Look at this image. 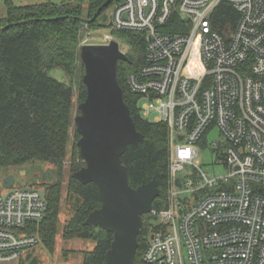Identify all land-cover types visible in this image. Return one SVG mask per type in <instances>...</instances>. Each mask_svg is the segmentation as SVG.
I'll return each instance as SVG.
<instances>
[{
	"label": "built area",
	"instance_id": "1",
	"mask_svg": "<svg viewBox=\"0 0 264 264\" xmlns=\"http://www.w3.org/2000/svg\"><path fill=\"white\" fill-rule=\"evenodd\" d=\"M223 1L239 13L225 34L213 22ZM108 18L111 35L92 43L88 32L82 46L115 40L127 55L115 33L143 34L142 65L127 85L143 117L168 128L167 208L150 213L144 263L264 264V0H124ZM214 132L220 141L210 142ZM204 143L226 175L204 172ZM13 187L6 196L0 188V263L40 245L30 226L48 211L37 188Z\"/></svg>",
	"mask_w": 264,
	"mask_h": 264
},
{
	"label": "trees",
	"instance_id": "2",
	"mask_svg": "<svg viewBox=\"0 0 264 264\" xmlns=\"http://www.w3.org/2000/svg\"><path fill=\"white\" fill-rule=\"evenodd\" d=\"M84 1L63 0L57 4L46 0L42 4L16 6L12 0H6L7 17L0 19L3 23L0 26V170L30 162L50 163L60 171L64 167L72 125L74 86L52 78L49 72L62 69L71 79L78 73H85L80 58L85 25L78 18L92 19L107 0H88L86 16ZM123 1L112 0L90 28H102L98 19ZM238 20L239 13L229 1H223L213 15L215 28L224 34L231 32ZM115 36L130 48L131 63L118 62L117 79L137 130L145 137L138 149H127L122 161L128 169L131 187L137 189L154 179L157 181L162 196L154 201L153 209L163 210L167 208L170 185L168 128L165 123L150 122L143 117L140 96L133 94L127 85L128 76L138 72L142 65L145 37L125 31L117 32ZM86 97L83 84L79 102ZM84 166L79 152L74 159L73 173ZM61 189V183L51 185L46 193L48 211L45 219L39 225L30 226L31 233L38 234L48 249H53L58 233ZM68 194L69 200L75 197L76 201L74 215L64 228L63 240L93 241L95 248L84 253L83 264H105L113 234L84 225L88 215L101 208L97 186L93 183L83 185L71 174ZM151 220V214L143 217L135 264H146L142 256L154 228Z\"/></svg>",
	"mask_w": 264,
	"mask_h": 264
},
{
	"label": "water",
	"instance_id": "3",
	"mask_svg": "<svg viewBox=\"0 0 264 264\" xmlns=\"http://www.w3.org/2000/svg\"><path fill=\"white\" fill-rule=\"evenodd\" d=\"M111 3L107 0L92 19H78L91 25ZM80 58L85 68L83 84L87 97L79 104L80 113L74 123L85 166L72 173V177L83 185L95 184L101 202V208L91 212L84 225L113 234L105 264H135L143 217L152 212L162 191L155 179L137 189L131 187L128 169L122 161L129 147L138 149L145 139L137 130L117 79L118 62H128V58L115 40L108 45L82 46ZM14 185V175L3 179L4 188ZM177 185L180 186L179 180Z\"/></svg>",
	"mask_w": 264,
	"mask_h": 264
},
{
	"label": "rangeland",
	"instance_id": "4",
	"mask_svg": "<svg viewBox=\"0 0 264 264\" xmlns=\"http://www.w3.org/2000/svg\"><path fill=\"white\" fill-rule=\"evenodd\" d=\"M54 3H61L63 0H52ZM16 6H27L45 3L46 0H12ZM87 5L88 0L83 3L84 16L87 15ZM7 3L6 0H0V19L7 17ZM111 8L108 9L104 16L98 19V24L103 26L100 29L90 28V26L85 25L82 30V40L80 42L81 46L86 38L88 32H94L93 40L89 42L96 43L100 41L104 34H109L106 31V26L108 25L109 18L108 14ZM3 23H0V26ZM52 78H55L66 84H73L74 86V99H73V111H72V125L69 129L68 141L66 145V158L63 169L60 171L54 165L50 163L42 162H30L20 167L3 169L0 170V188L2 189V194L4 196L9 193V189L3 187V179L9 175L15 176V186L12 190L22 189L23 183H27L29 188H37L39 192L46 195L48 189L51 185L56 183H61V199L59 202V212H58V233L53 244V249H48L44 242H40V245L36 248L25 250L21 260L10 262V263H0V264H83L84 253L94 250L95 243L93 241L74 239L71 241L63 240V231L67 223L72 219L73 205L76 198L73 197L69 200V186L72 171V166L74 164V159L79 156V150L77 148V143L80 137L77 135L76 126L74 119L79 115V93L83 87V76L84 74L78 73L73 79L68 77L62 69H53L49 72ZM156 114L150 116V122H154ZM210 142L215 140L220 141L218 133L214 132L208 137ZM200 154L197 157V161L203 164L204 172L208 175H226L227 170L224 165L219 164L214 166L217 161V155L215 152L207 148L204 144L199 146ZM222 159V153L218 156ZM222 163V160H219ZM41 223L37 222L39 225ZM151 236V235H150ZM150 236L148 241L150 240ZM42 239V238H41Z\"/></svg>",
	"mask_w": 264,
	"mask_h": 264
},
{
	"label": "flooded vegetation",
	"instance_id": "5",
	"mask_svg": "<svg viewBox=\"0 0 264 264\" xmlns=\"http://www.w3.org/2000/svg\"><path fill=\"white\" fill-rule=\"evenodd\" d=\"M128 54H129V53H128ZM128 54L126 55V56H127V58H128V62H124V63H128V64H130V63H131V60H130V58H129Z\"/></svg>",
	"mask_w": 264,
	"mask_h": 264
}]
</instances>
